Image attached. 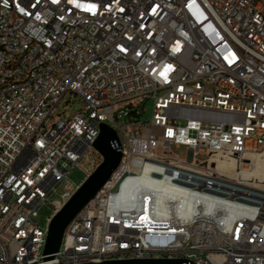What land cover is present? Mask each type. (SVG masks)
Returning <instances> with one entry per match:
<instances>
[{
	"label": "built area",
	"instance_id": "1",
	"mask_svg": "<svg viewBox=\"0 0 264 264\" xmlns=\"http://www.w3.org/2000/svg\"><path fill=\"white\" fill-rule=\"evenodd\" d=\"M102 123L122 160L54 264H264V0H0V264H43Z\"/></svg>",
	"mask_w": 264,
	"mask_h": 264
},
{
	"label": "water",
	"instance_id": "2",
	"mask_svg": "<svg viewBox=\"0 0 264 264\" xmlns=\"http://www.w3.org/2000/svg\"><path fill=\"white\" fill-rule=\"evenodd\" d=\"M100 135L94 143L103 161L77 189L71 199L53 217L49 226L43 264H54L62 247L63 238L69 225L110 181L122 160V147L117 132L107 124L100 125ZM86 264H193L183 259H133L104 261Z\"/></svg>",
	"mask_w": 264,
	"mask_h": 264
},
{
	"label": "rangeland",
	"instance_id": "3",
	"mask_svg": "<svg viewBox=\"0 0 264 264\" xmlns=\"http://www.w3.org/2000/svg\"><path fill=\"white\" fill-rule=\"evenodd\" d=\"M71 99L70 102L68 100ZM146 107V112L143 114V116L140 118L141 122H145L146 120H150L153 116V101L149 100L145 103ZM83 108V101L75 96L68 95L66 98L63 100L58 112L59 114L63 113L66 111V116L70 117L76 113H78L81 109ZM158 135L161 136L162 131L161 130H155ZM177 155H179L182 159H186L188 156L187 150L186 149H180L175 151ZM197 160L200 162L206 161L205 156L198 155L196 157ZM86 176L85 174L78 168H74L73 170L70 171L69 174V179L74 183V184H81L85 180ZM66 189V184L62 185L54 194L51 198L50 201H56L60 199V196L62 193L65 192ZM53 209L50 206H44L39 213V218H38V223L41 225L42 228H47V219L53 215Z\"/></svg>",
	"mask_w": 264,
	"mask_h": 264
},
{
	"label": "bare ground",
	"instance_id": "4",
	"mask_svg": "<svg viewBox=\"0 0 264 264\" xmlns=\"http://www.w3.org/2000/svg\"><path fill=\"white\" fill-rule=\"evenodd\" d=\"M258 172L260 173V175L263 176L264 175V167L262 168V170H260ZM230 174H233V171H231ZM134 194H135L134 190L130 189L127 186H123L121 188V190H120V200H121V202H123V203L131 202L134 199Z\"/></svg>",
	"mask_w": 264,
	"mask_h": 264
}]
</instances>
